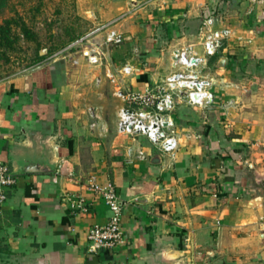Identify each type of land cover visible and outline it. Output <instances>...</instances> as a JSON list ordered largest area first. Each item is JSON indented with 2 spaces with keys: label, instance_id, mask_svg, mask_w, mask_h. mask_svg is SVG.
Wrapping results in <instances>:
<instances>
[{
  "label": "crops",
  "instance_id": "1",
  "mask_svg": "<svg viewBox=\"0 0 264 264\" xmlns=\"http://www.w3.org/2000/svg\"><path fill=\"white\" fill-rule=\"evenodd\" d=\"M213 1L99 0L94 18L108 28L97 39L114 32L124 42L89 98L58 59L0 84V164L15 179L0 212V264H264V0H244L242 20L226 26L231 37L203 72L216 80L211 106L175 101L174 155L117 132L116 86L163 83L173 51L199 49L197 10ZM170 38L175 48L158 55ZM91 177L126 203L117 250L88 252L89 229L110 217L85 186ZM68 195L84 197L88 212L73 214Z\"/></svg>",
  "mask_w": 264,
  "mask_h": 264
},
{
  "label": "built area",
  "instance_id": "2",
  "mask_svg": "<svg viewBox=\"0 0 264 264\" xmlns=\"http://www.w3.org/2000/svg\"><path fill=\"white\" fill-rule=\"evenodd\" d=\"M212 20H205L200 28V50L188 46L173 51L172 72L155 88L142 92L124 91L119 84L117 85L118 82L110 77L117 85L114 95L123 103L117 113L119 135L134 139L142 137L162 153L175 154L179 147V137L176 124L170 116L175 101L181 100L188 106L205 109L211 106L215 97L216 80L204 75L203 70L207 65V59L216 54L221 42L231 36V31L224 27L211 29ZM107 28V25L99 26L71 46L84 48L82 56L87 59L89 65H103V61L107 59L105 47H116L124 42L123 35L114 32L98 40L97 35ZM131 72L132 68L129 65L121 69V75L124 76L130 75ZM137 157H143L142 151ZM14 184L12 173L6 165L0 164V212L7 200L8 190ZM85 186L110 212L105 225L96 224L89 229L86 236L88 252L96 254L101 250L119 249L127 240L121 224L126 203L111 183L99 184L91 177ZM67 201L73 214L87 213L89 210L88 202L81 195H68Z\"/></svg>",
  "mask_w": 264,
  "mask_h": 264
},
{
  "label": "rangeland",
  "instance_id": "3",
  "mask_svg": "<svg viewBox=\"0 0 264 264\" xmlns=\"http://www.w3.org/2000/svg\"><path fill=\"white\" fill-rule=\"evenodd\" d=\"M98 2L99 0H0V26L7 29V37L3 45L0 44V84L58 59L72 63L71 67L76 73V79H79L76 80L79 81V84H76L77 90L89 98L97 87L99 71L110 65L108 54L115 47H105L106 61H103L101 66H92L82 56L83 47L71 46L97 28L98 21L94 16L100 14ZM243 5L244 0H214L212 7L208 4L199 7L198 19L202 20L199 26L195 25L194 28L196 42L199 40L200 43L199 32L205 20L213 19V25L210 27L213 30L227 28L226 26L242 20L248 9ZM24 27L27 32L23 30ZM166 29L158 30L165 33ZM162 31H158L159 35L163 33ZM169 33L172 35V32ZM173 39L160 41L157 54L168 56V53L175 48H170ZM189 43L187 37L185 42L175 46L183 47ZM194 49L200 50V47ZM73 58H77L79 63H76L77 61L74 63ZM217 59L218 55H215L203 72L212 70ZM110 117L108 114V119Z\"/></svg>",
  "mask_w": 264,
  "mask_h": 264
},
{
  "label": "trees",
  "instance_id": "4",
  "mask_svg": "<svg viewBox=\"0 0 264 264\" xmlns=\"http://www.w3.org/2000/svg\"><path fill=\"white\" fill-rule=\"evenodd\" d=\"M1 6H3V5H1ZM7 30V29H6ZM6 30H5V27H3V26H0V44H1V46L3 45V41L6 39V37H7V33H6ZM23 30H25V32H27V29L24 27V29ZM216 55V54H215ZM214 55V56H215ZM213 56V57H214ZM213 57H211V58H213ZM210 58V59H211Z\"/></svg>",
  "mask_w": 264,
  "mask_h": 264
}]
</instances>
